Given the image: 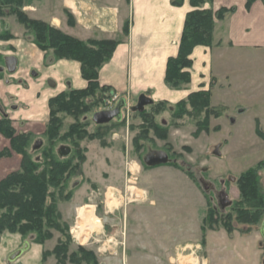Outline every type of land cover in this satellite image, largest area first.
<instances>
[{"label": "rangeland", "instance_id": "1", "mask_svg": "<svg viewBox=\"0 0 264 264\" xmlns=\"http://www.w3.org/2000/svg\"><path fill=\"white\" fill-rule=\"evenodd\" d=\"M60 4L61 0H22L21 4H0V65L3 63L5 53L17 51L12 45L6 44L7 41H13L16 37L24 38L31 43L33 41V32L19 21L18 14L22 13L30 20L41 21L61 31L49 23L61 13ZM53 5H58L57 11ZM44 54L53 58L52 51H46ZM16 55L13 57L21 65L19 76L22 82L32 81L28 66H25L26 58L22 49ZM222 63L216 65L224 69L220 73L229 76L228 80L210 77L207 87L199 90L210 94L208 106L204 108L198 103L190 106L186 101L189 94L182 100L186 102L185 114L179 118L178 113L172 114L176 104L170 106L171 104L167 102H155L141 106L135 104L132 99L116 95L111 90H96L84 99L85 105L89 106L85 114L76 117L66 113L56 115L59 128L51 136L47 132L49 113L44 127L35 132L29 125L30 120L23 122L13 120L7 98L0 99V104L7 114V121L2 129L5 132L11 129L12 138L16 139L18 149L23 154L40 163L45 162L47 156H52L59 161L69 162L70 166L77 164L72 171L69 167L66 174L69 173L70 176L66 180L64 192L69 195V199L62 200L55 196L56 210L61 217L60 223L65 227L61 232L50 230L51 239L42 245L43 264H94V262L119 264L110 263L108 256L110 246L116 245L120 240L114 238L115 226L120 223V214L130 203L134 204L129 206L130 212L125 214L127 221L126 217L123 221L125 230L127 222L128 242L138 241L141 244L147 239H157L164 233L158 231L150 233L149 225L156 226L163 222L174 224V221L179 224L177 220L169 221L164 218L162 212L181 206L179 198L174 195L180 184L173 181L170 184L167 180L163 185H158V191H151V187L159 181L174 176L173 171L188 176L203 193L207 211L210 206L217 212L214 227L210 229L205 223L204 226L213 231L220 228L225 230L221 223L222 215L239 196L236 179L242 172L254 168L259 161L264 160V53L229 51ZM13 75L15 73L8 74L4 70L0 73V82L3 80L7 84L17 82L19 78L11 77ZM185 86H181L180 89ZM120 100H124L126 105L117 118L103 125L92 121L94 113L113 109ZM47 106L50 112L49 101ZM230 118L235 119L233 124ZM2 119L3 116L0 114V122ZM152 126L157 128V131H154ZM73 127H79L85 132L79 135L83 137L82 139H77L76 135H69V130ZM37 141H41L42 146L38 150H33ZM63 146L71 149L70 155L66 158L58 155L59 149ZM217 146L221 148L218 149ZM151 151L166 152L169 164L147 167L143 159ZM0 152L5 153L0 158L1 181L9 174L20 170L22 153L13 150L11 140L1 132ZM144 190L151 191L156 206L150 205L147 201L137 203L141 201ZM157 193L160 194L158 195L160 199L157 198ZM136 195L141 196L136 198ZM112 199H115L118 205L109 211L106 206ZM86 206L92 208L86 211L92 210L101 225L92 231H85L81 235L83 238L80 236V240H77L69 231L76 223L79 227L82 226L78 217ZM260 222L248 230L246 229L248 227H239L242 232L247 230L244 233L245 238L253 240L255 237L253 231L257 232ZM233 226L236 227V224L233 223ZM79 232L81 234V231ZM4 233L6 236L10 234ZM10 235L19 238L20 241H16L19 248L25 239L33 244L29 238L23 239L18 234ZM168 235V232H165L163 237H171ZM12 248L15 247L10 243L1 245L0 237V254L2 249L7 254V250ZM55 252L58 253L57 256ZM131 252L128 249L129 259L132 256ZM17 262H20L19 259ZM140 263L145 264L142 260ZM229 264L242 263L235 259Z\"/></svg>", "mask_w": 264, "mask_h": 264}, {"label": "crops", "instance_id": "2", "mask_svg": "<svg viewBox=\"0 0 264 264\" xmlns=\"http://www.w3.org/2000/svg\"><path fill=\"white\" fill-rule=\"evenodd\" d=\"M60 6L61 13L49 23L63 34L82 43H117L111 58L99 70V86L110 88L116 95L132 99L137 105L167 102L174 106L187 95L205 89L210 77H221L227 81L229 76L220 73L224 69L216 64H223L229 51L264 53V2L257 0L247 9L246 0H212L203 7L213 12L220 9L232 12L224 20L215 21L212 47L198 46L193 49L190 83L183 89H174L165 83L166 63L178 54L186 15L193 10L190 0H182L181 6L172 5L171 0H61ZM52 7L58 10V5ZM6 44L17 51L5 53L3 59L17 56L22 49L25 66H28L33 80L22 82L18 62L16 76L11 77L19 79L13 84H7L5 80L0 82V99L7 98L13 120H30L29 125L36 132L46 123L47 105L51 98L67 90L85 89L87 82L82 78L80 64L76 61L52 60L33 43L20 37ZM234 121L231 119L232 124ZM173 172L174 176L159 181L151 187V191H158V185L167 180L170 184L171 181L180 184L174 195L179 198L182 207L162 212L164 218L180 223L149 225L150 233H164L141 244L138 241L128 242L127 222L125 230L123 221L125 217L127 221L125 214L134 204L130 203L120 214V223L115 226L114 238H123L110 246V263L142 264V260L145 264H183L190 261H196V264H229L231 260L238 259L242 264H264V239L258 231H253L255 237L252 240L245 238L246 230L235 231L230 236L221 228L217 231L207 229L204 226L207 202L203 193L188 176ZM151 191L144 190L141 201L137 203L147 201L156 206ZM165 232L171 237H163ZM16 241H20L19 238L2 234L1 245L10 243L15 248L7 250V254L2 249L0 264H6L7 257L20 249ZM128 249L132 251L131 259ZM18 259L13 264H43V246L29 244V249Z\"/></svg>", "mask_w": 264, "mask_h": 264}, {"label": "trees", "instance_id": "3", "mask_svg": "<svg viewBox=\"0 0 264 264\" xmlns=\"http://www.w3.org/2000/svg\"><path fill=\"white\" fill-rule=\"evenodd\" d=\"M255 1L257 0H246V8L248 9ZM211 2L212 0H190L193 10L186 15L178 54L169 58L166 63L165 83L170 88L178 89L190 83L189 70L192 67L190 56L193 49L198 46L212 47L215 21L224 20L226 15L232 12L225 9L213 12L203 7ZM21 3L22 0H0L1 5ZM171 4L181 6L182 0H171ZM18 19L33 32L32 43L38 49L43 52L52 51L54 60L78 62L81 76L87 82L85 89L62 92L49 100L50 120L47 132L52 136L59 128V120L56 119L58 113L75 117L85 114L89 107L84 103L85 98L96 90H110L99 86L98 73L102 65L111 58L117 43L113 41L82 43L41 21L30 20L22 13L18 14ZM209 95L208 92H195L190 94L186 101L190 106L198 103L206 108ZM185 107V101L178 102L172 114L178 113L177 117H181L185 114ZM6 121V117L3 116L0 132L11 140L13 150L22 153V161L18 172L11 173L0 181V237L4 232H8L18 234L23 239L29 238L34 244L43 245L52 237L50 230L59 232L64 230L65 226L60 223L61 217L56 210L55 196L62 200L69 199V195L64 192L66 180L70 176L69 173L66 174L69 167L72 171L77 164L70 166L69 162L59 161L52 156H47V160L42 163L32 161L18 149L19 144L12 138L11 129L9 132L2 129ZM152 127L157 131V128ZM84 133L79 127L69 130V135H76L77 139H82L83 137L79 135ZM4 155V152H0V158ZM263 175L264 161L241 173L236 179L239 196L231 203V207L222 215L221 220L228 234L241 231L239 228L241 226L248 227L246 228L248 230L263 219ZM216 214L217 212L209 206L204 223L210 229L216 224ZM55 254L58 255L57 252Z\"/></svg>", "mask_w": 264, "mask_h": 264}, {"label": "water", "instance_id": "4", "mask_svg": "<svg viewBox=\"0 0 264 264\" xmlns=\"http://www.w3.org/2000/svg\"><path fill=\"white\" fill-rule=\"evenodd\" d=\"M17 64H18L17 59L13 56H8L4 58V65H5V69L8 74H13L16 72ZM147 104L149 103L146 102L140 105L142 106V105H147ZM125 105H126L125 101L120 100L118 104L115 106V108L111 110H104V111H99V112L94 113L92 116V121L98 125L107 124L110 121H112L114 118H117L120 115V111L123 107H125ZM0 114L6 117L5 111L3 107L1 106V104H0ZM41 146H42V142L37 141L33 146V150H38L41 148ZM70 153H71V149L67 146L61 147L58 151V155L61 158L68 157ZM143 161H144V164L149 168H154V167H159V166H164V165L169 164L168 155L166 152H163V151H151L144 156ZM260 234L262 238L264 239V219L260 226ZM29 244H30L29 242L24 241L20 249L16 250L15 252H12L8 256L7 258L8 263L9 264L14 263L24 252H26L29 249Z\"/></svg>", "mask_w": 264, "mask_h": 264}, {"label": "bare ground", "instance_id": "5", "mask_svg": "<svg viewBox=\"0 0 264 264\" xmlns=\"http://www.w3.org/2000/svg\"><path fill=\"white\" fill-rule=\"evenodd\" d=\"M141 195H136V198H139ZM118 205V202L115 199H112L107 202V208L109 211H112L113 208H116ZM86 209H92L91 207H84L83 213H81L80 217H78V220L81 222L82 226L78 227L79 230L84 231V230H90L92 231L94 228L99 227L101 224L100 220L96 218L94 215V212L92 210L86 211ZM81 218V219H80ZM97 229V228H96ZM81 236L80 232L77 233L76 237L79 238ZM196 262V261H195ZM195 262H189L191 264H196ZM184 263V262H182Z\"/></svg>", "mask_w": 264, "mask_h": 264}, {"label": "flooded vegetation", "instance_id": "6", "mask_svg": "<svg viewBox=\"0 0 264 264\" xmlns=\"http://www.w3.org/2000/svg\"><path fill=\"white\" fill-rule=\"evenodd\" d=\"M2 64H3V65H0V72H1V73H3V71L6 70V69H5V65H4V59H3V63H2ZM16 69H17V67H16ZM217 147H218V149L220 148V146H217ZM217 147H216V148H217ZM262 161H264V160H261V161H259V162H262ZM259 162H258V163H259ZM258 163H257V164H258ZM244 172H245V171H244ZM242 173H243V172H242ZM262 184H263V186H264L263 176H262ZM210 188L213 189L212 186H210ZM263 219H264V217H263ZM263 219L261 220V222H260V224H259V226H258V229H257V231H258L259 234H260V226H261V223H262ZM260 236H261V234H260ZM261 238H262V236H261ZM262 239H263V238H262Z\"/></svg>", "mask_w": 264, "mask_h": 264}, {"label": "built area", "instance_id": "7", "mask_svg": "<svg viewBox=\"0 0 264 264\" xmlns=\"http://www.w3.org/2000/svg\"><path fill=\"white\" fill-rule=\"evenodd\" d=\"M79 224H77L76 223V225L69 231V233H70V235L73 237V238H76L77 240L79 239L80 240V237L79 238H77L76 236H75V234H77V232H79L80 230H79V226H78ZM85 231H87V230H84L82 233H81V235H83V233H85ZM83 237L81 236V239H82ZM81 243V242H80Z\"/></svg>", "mask_w": 264, "mask_h": 264}]
</instances>
